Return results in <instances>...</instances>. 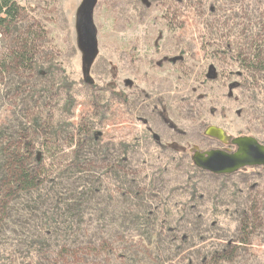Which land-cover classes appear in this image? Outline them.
<instances>
[{"label":"rangeland","instance_id":"374dc122","mask_svg":"<svg viewBox=\"0 0 264 264\" xmlns=\"http://www.w3.org/2000/svg\"><path fill=\"white\" fill-rule=\"evenodd\" d=\"M18 1L33 28L38 27L42 33L41 46L46 50L39 64L55 63L52 59H56V53L62 61L61 70L71 76L76 93L72 121L78 122L95 109L93 91L99 94L101 108L108 104L109 113L98 129L102 132L100 141L90 142L91 149L86 153L77 151L82 153L80 166H69L75 151L64 147L67 152L51 158V163L68 169L51 184L45 183L42 201L19 198L18 205L5 212L7 223L0 231V261L4 257L5 263L0 264H52L53 256L67 259L63 251L73 244L83 250L86 257L82 255L81 260L92 264H155L152 257L158 256L159 264H198L196 252L217 249L220 243L233 246L239 241L238 223L246 209L258 214L260 224L250 239L251 245L241 249L233 264H264V170H249L246 177L228 178L195 172L188 165L190 159L176 151H150L156 142L143 139L145 128L140 121L146 119L162 142L204 145L202 134L209 124H224L232 134L243 132L264 139V122L261 126V121L252 118L260 117L261 112L264 118V78H257L255 95L249 93L248 114L243 119L236 117L235 110L228 112L226 119L220 114L223 108L230 109L226 97L229 80L202 85L208 65L204 56L209 50L207 41L217 49L226 47L221 39L225 34L241 42V28L247 20L239 16L252 15L264 0H148L145 11L139 0H99L94 21L100 53L91 70L97 90L83 81L75 46L73 14L81 0ZM160 31L163 51L182 45L189 59L182 68L186 70L183 79L176 78L179 69H163L164 81L158 86L152 82L157 69L149 65L148 58L135 59L132 45L137 36L141 44L153 45ZM6 46L1 40L0 55ZM145 73L151 74L147 85L141 84ZM9 83L8 76L0 82L1 130L18 124V104L24 94L19 96L14 88L10 90ZM112 85L121 98H114ZM194 86L200 92L197 101L193 100ZM139 88L147 92V101ZM159 96L168 104V110L176 100H193V108L187 104L174 106L173 113L168 114L177 125L176 131H171L158 115L160 108L151 107ZM134 139L139 151H123L122 144ZM104 149L112 151H106L102 159L97 153ZM106 168H117L112 170L121 174L120 179L106 174ZM193 192H197L194 197ZM58 196L61 202L56 200ZM4 206L0 199V213ZM47 228L52 229L46 232L50 248L45 249V255L50 258L36 260L27 236ZM65 228L71 234H63L61 229ZM160 237H165L163 245ZM185 238L189 245H184ZM176 240L183 242L180 249ZM60 254L63 256L58 257Z\"/></svg>","mask_w":264,"mask_h":264},{"label":"trees","instance_id":"16d2710c","mask_svg":"<svg viewBox=\"0 0 264 264\" xmlns=\"http://www.w3.org/2000/svg\"><path fill=\"white\" fill-rule=\"evenodd\" d=\"M229 2L234 1L229 0ZM27 17L26 9L18 0H0V39L7 44L4 53L0 55V82H4L8 76L12 87L9 89L14 88V92L19 96L24 93L18 104V124L0 129V199L5 205L4 211L0 213V231L7 223L8 213L5 215V212L13 205L17 206L16 201L19 198L31 202L37 200L34 203H39L46 190L45 183L51 184L52 180L59 178L67 171L68 168L51 163V158L58 156L59 153L67 152L63 151L64 147H67L68 151H75L69 166L78 167L82 164V153L77 151L86 153L87 149H91L94 133L98 131L106 114L109 113L108 104L105 108H101V103L98 101L99 94L92 90L91 101L95 109H92L90 114L82 115L78 122L72 121L76 93L71 76L67 70H61L62 61L56 53V59H52L56 61L55 63L49 61L45 63L46 66L39 64V59L44 56L46 47L41 46V31H38V27L35 30L31 19ZM239 18L247 20L241 28V42L237 38L235 41L232 40L231 35L226 36L220 31V34H225L221 39L225 41L226 47L217 49L212 41H207L209 50L206 53L218 52V57L213 61L219 64L224 75L229 74L230 70L233 71L231 73L233 77L237 75V72H241L237 80L240 84L236 94L243 98L247 115L249 93L255 95L257 78L259 76L264 78V3L252 15L243 14ZM24 88L27 89V93ZM91 88L99 89L96 85ZM110 89L115 99L121 98V95L112 87ZM251 100L250 96V102ZM262 116L261 112L260 117L252 118L261 121L262 126L264 122ZM259 139L264 142L263 138ZM105 150L112 151L104 149L101 153L98 152L102 159L106 156ZM38 152L41 154L39 161H37ZM176 159L179 157L177 156ZM121 161L123 162V159ZM114 164L117 167L120 166V163ZM188 165L193 171L198 172L190 162ZM112 169L117 168H106V174L119 180L121 174ZM196 194L197 192H193L192 197ZM56 200L61 202V196H58ZM70 208H73V205ZM54 221L57 222L58 218ZM259 224V216L254 210H244L243 217L238 223L239 241L237 239L233 246L220 243L217 249L213 247L205 253L196 252L197 263L233 264L241 254V249L251 245ZM61 230L63 234H71L67 228ZM46 232H52V229L38 230L27 236L30 240L29 246L32 247L33 258H37L36 260L50 258L45 255L47 254L45 249L50 248ZM32 234H35L33 238H31ZM173 239L176 238L173 236ZM32 241H35L34 246ZM164 241L165 237H160L162 245ZM176 242L180 249L183 242L181 240ZM189 244V239H186L184 245ZM63 252L67 259L53 256L52 264L93 263L81 260L84 253L80 245H68ZM62 256L63 254L58 255V257ZM5 257L7 258L6 254ZM152 260L155 264L160 263L159 256L156 259L152 257ZM1 262L5 263L4 257Z\"/></svg>","mask_w":264,"mask_h":264},{"label":"flooded vegetation","instance_id":"af4514ba","mask_svg":"<svg viewBox=\"0 0 264 264\" xmlns=\"http://www.w3.org/2000/svg\"><path fill=\"white\" fill-rule=\"evenodd\" d=\"M150 1V0H149ZM148 0H139L140 5L143 7V9H147L146 7L149 6ZM144 9V11H145ZM141 20V19H140ZM163 39V33L162 31H160V34L155 37L153 40H155V43L153 45H146V43L141 44V42L137 38H134L133 40V56L136 59V57H141L142 59L148 58L149 60V65L153 66L157 69V73L155 74L154 80H152L153 83H159L158 86L163 83L164 81V72L163 69H168V68H172V69H179L178 70V74L176 76V78L179 79H183L185 76V72L186 70H182V68L184 69V65L188 62V54L189 52H187L186 50L184 51L183 46H176L173 49H170L168 51H163L162 50V45H161V41ZM154 49V51L152 52V50ZM213 49V47H212ZM218 52L216 51H211L210 53H206L204 52V56H207V60H208V65L206 68V72L208 70V67L210 65H214L215 68L217 69L218 72V79L217 80H213L210 81L206 78V74H205V79L203 80V84H207L208 82L213 83V84H221V82L223 80H229V85L227 87L228 92H227V99L230 103L229 105V110L227 111V107L223 108L220 112L223 113L222 117L224 119H226V114L229 113H234L235 110V115L237 118H242L245 115V106L246 104L243 101V98L240 97L238 94H236V90L239 87V82L238 80V76L241 75V72H237V75H235L234 77L231 75V73H233L232 70H230L229 74H225L222 71V68L219 66V64L216 61H213V59H216ZM150 57V58H149ZM153 58V60H152ZM218 65V66H217ZM151 74L149 73H145L144 78L145 79H141V84L147 85V77L149 78ZM128 83V82H127ZM130 83V82H129ZM128 83V84H129ZM236 83L237 86H235L233 88V95L230 96V85ZM132 85H134V83H131ZM140 84V85H141ZM89 86H94V82L93 84H88ZM201 85V83H200ZM143 86V85H141ZM112 88L120 95L119 91L114 88V86L112 85ZM132 88H135L134 86H132ZM137 90V89H136ZM140 93L142 95V97L146 98L147 101V92L145 91V89L139 88ZM193 93L196 94V96L194 95L193 100H198L200 97V92H198V88H196L195 86L193 87ZM200 91V90H199ZM137 92H135L136 94ZM224 96V95H223ZM193 100H187V102H185V100L183 98H181L180 100H176L172 103H170V107L171 109L168 110L169 106L168 104L165 102V100H163L161 98V96L158 97V100L156 102L150 103L151 107L153 108H160L161 111L158 112V115L162 117L164 123L167 124V127H169L171 129V131H176L177 130V125L171 120V118L169 117V113H173L174 111V106L179 107L180 105H182L183 107H185V104L187 105H191V107L193 108L194 103ZM155 104V105H154ZM179 104V105H177ZM154 105V106H153ZM227 111V112H225ZM225 112V113H224ZM167 114V115H166ZM143 127L145 128L144 130V135H143V139H151V141H155V145L156 147H152V149H150V151H176L179 153L180 156L183 157H188L190 159V163L191 165H193L199 172L203 171L205 173H207V175H211V176H215V177H232L234 175H241V177H244L245 175H248V171H253V170H264V167H243L241 169H239L237 172H234L232 174H214L208 171H204L199 169L198 167H196L193 163V157L195 155L196 152L199 153H205L207 151H221V152H225V153H233L235 151H238V147L237 145L234 143V140L236 138L239 137H244V136H252L255 137L261 144L264 145V142L257 138V136L251 135L249 133H243V132H237L235 134H232L229 131V128H227L224 124L222 125H218V124H209L205 127V131L204 134H202V139L205 141L204 145H201L198 142H174V141H167V142H162L161 138H159V136H157L156 133H154L152 131V129L148 126V121H146V119H140ZM227 125H229V122H226ZM211 127H215L218 129H221L224 132V137L223 139H218L217 137L214 136H209L208 135V130ZM230 132H228V131ZM179 132H182L181 130H179ZM102 132L96 131L94 133V142L95 140L100 141ZM201 140V139H200ZM123 145V151H139L138 150V142L136 141V139H134L132 141V143L130 144H122ZM106 151V150H105ZM114 151V150H113ZM246 177V176H245ZM257 186V185H256ZM255 187V186H254ZM252 187V188H254ZM202 195V194H201Z\"/></svg>","mask_w":264,"mask_h":264},{"label":"water","instance_id":"95a60500","mask_svg":"<svg viewBox=\"0 0 264 264\" xmlns=\"http://www.w3.org/2000/svg\"><path fill=\"white\" fill-rule=\"evenodd\" d=\"M99 0H81L74 9L75 46L81 58V76L87 84H93L91 70L99 56L98 30L94 21L95 9ZM218 72L214 65H210L206 78L210 81L218 79ZM236 83L230 85V96ZM209 136L223 139L221 129L211 127ZM238 151L225 153L221 151L196 152L193 163L201 170L214 174H232L243 167H264V145L255 137L244 136L234 140ZM40 152L37 161L40 160ZM186 239V238H185Z\"/></svg>","mask_w":264,"mask_h":264}]
</instances>
